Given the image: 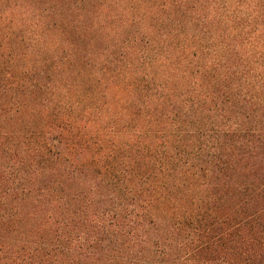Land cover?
<instances>
[{
	"label": "trees",
	"instance_id": "16d2710c",
	"mask_svg": "<svg viewBox=\"0 0 264 264\" xmlns=\"http://www.w3.org/2000/svg\"><path fill=\"white\" fill-rule=\"evenodd\" d=\"M205 2L0 0V264H264V1Z\"/></svg>",
	"mask_w": 264,
	"mask_h": 264
},
{
	"label": "rangeland",
	"instance_id": "374dc122",
	"mask_svg": "<svg viewBox=\"0 0 264 264\" xmlns=\"http://www.w3.org/2000/svg\"><path fill=\"white\" fill-rule=\"evenodd\" d=\"M237 1L238 0H206V2H205V5H206L205 12H206L207 15H209V14H211V15H219L220 17H223L222 19L224 21H227V23L224 22L223 24L221 22H218L219 31H218V33H216V35L219 34V33H225L227 35H230L231 37L228 36V40L226 42L228 45H230V44L234 45L235 46L234 48L236 50L241 51V52L247 51V52L251 53V52H253V50L250 49L248 44L242 45L238 41L234 40V33H226V29L230 28L229 25H232V23H230V20L227 19L228 15H230L231 12L233 13V12H236V11H240V13H242V15L244 16V19H243L244 23L249 19V17L252 16V8L250 6H246V7H242V8L237 9V6H238ZM254 1L255 0H248L249 3L252 2L251 4H253ZM215 2L221 3V5L223 4V8L220 9V11L218 10L217 7H213ZM257 9H258L259 13L257 12V14L255 16L254 25L258 26V28L262 30V29H264V18L261 16V13L264 12V9L261 8V7L257 8ZM214 24H215V22H214ZM211 27H213V26H211ZM213 28L215 29V27H213ZM213 35H215V34H213ZM202 42L205 45H209L211 43V41H210L208 36H206L202 40ZM214 42H215L214 43L215 47H217L218 49L221 50L222 48L220 47L221 46L220 41H217V39H215ZM212 48H214V47L212 46ZM222 52H224V51L222 50ZM206 58L207 57H204L202 59V61L204 62Z\"/></svg>",
	"mask_w": 264,
	"mask_h": 264
}]
</instances>
